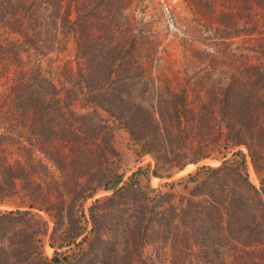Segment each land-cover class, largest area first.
<instances>
[{
    "label": "trees",
    "instance_id": "1",
    "mask_svg": "<svg viewBox=\"0 0 264 264\" xmlns=\"http://www.w3.org/2000/svg\"><path fill=\"white\" fill-rule=\"evenodd\" d=\"M126 8L123 0H0V65L12 69L0 146L27 151L14 163L0 152V205L15 208L0 209V264H264V188L249 185L242 151L178 183L142 182L246 144V118L220 107L215 122L213 111L192 110L184 91L156 84L139 61ZM69 44L73 56L57 62ZM235 82L218 102L242 112L243 81ZM204 118L218 128L204 131ZM117 128L137 156L154 160L126 181ZM99 191L111 193L87 217L83 203ZM39 212L53 223L49 259L41 247L49 223ZM64 222L73 227L55 244ZM232 241L239 247L227 260ZM75 242L77 263L58 251Z\"/></svg>",
    "mask_w": 264,
    "mask_h": 264
},
{
    "label": "rangeland",
    "instance_id": "2",
    "mask_svg": "<svg viewBox=\"0 0 264 264\" xmlns=\"http://www.w3.org/2000/svg\"><path fill=\"white\" fill-rule=\"evenodd\" d=\"M123 3L127 5L125 25L130 29L129 33L137 37L136 53L139 61L145 73L156 84L162 86L165 83L172 89L184 91L190 108L205 115H210L213 111L215 122L219 121L221 108L229 117L241 113L246 118V144L226 149L222 157L203 159L196 164H188L179 171L169 170V175H166V171H159L161 177L150 175L148 181L142 182L153 188L166 182L178 183L200 166H218L233 158L235 152L242 151L246 156L249 185L264 188V0H177L172 13L178 32L172 34L166 29L158 0H123ZM72 51L73 47L69 44L57 62L71 58ZM11 75V67L1 63L0 105L6 98L3 108L10 98L8 87ZM238 78L243 81L242 112L231 105L218 102L223 100L228 84L234 83L235 86ZM204 120L206 119H203L204 131L218 128L212 120L207 123ZM114 145L120 154L118 166L123 172V181L139 167L148 163L154 165V160L149 155H136L134 146L123 129H115ZM0 152L9 163L27 158V151L18 143L3 144ZM49 167L62 180L63 173L52 165ZM191 187L192 184H189V189ZM174 189L187 192L177 184ZM110 193L111 191H99L87 199L83 203L86 216L88 217V208L96 198ZM0 209L15 208L8 203L0 205ZM39 214L49 223V230L41 243L43 254L49 259L54 256V248L50 244L53 223L47 214ZM222 225H225L224 219ZM72 227L73 225L64 222L54 234L55 244L61 242ZM90 227L88 224L87 228ZM76 244H68L58 251L62 254L72 253V258L77 263L80 256H75L72 251ZM237 246L239 244L233 241L227 242L224 251L227 260L232 259V252ZM261 247L262 245H253L247 248L258 251Z\"/></svg>",
    "mask_w": 264,
    "mask_h": 264
},
{
    "label": "built area",
    "instance_id": "3",
    "mask_svg": "<svg viewBox=\"0 0 264 264\" xmlns=\"http://www.w3.org/2000/svg\"><path fill=\"white\" fill-rule=\"evenodd\" d=\"M158 1L161 12L163 14L166 29L170 34L174 32H178V28L176 26L172 13V7L177 2V0H158Z\"/></svg>",
    "mask_w": 264,
    "mask_h": 264
}]
</instances>
